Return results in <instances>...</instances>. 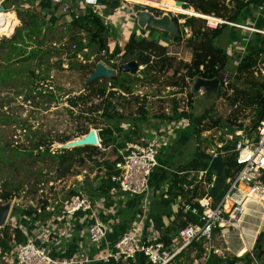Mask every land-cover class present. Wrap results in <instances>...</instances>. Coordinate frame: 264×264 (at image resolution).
<instances>
[{
	"label": "rangeland",
	"instance_id": "obj_1",
	"mask_svg": "<svg viewBox=\"0 0 264 264\" xmlns=\"http://www.w3.org/2000/svg\"><path fill=\"white\" fill-rule=\"evenodd\" d=\"M168 1L180 8L181 6H186L185 1ZM224 1L228 5L229 11L233 9L234 0ZM119 3L120 0H100V6L103 7L101 10L102 18L105 22L110 23L105 20L106 15L112 16L109 20H115L116 17L120 18H117V23L114 21V24L116 23V29L120 31L119 36H117L116 32L113 33L112 26H109V33L107 32L108 45L111 51L115 46H118L121 51L122 46L130 35L145 33V29L137 27L135 17L131 15L133 11L142 10L144 7L152 9L153 14L155 16L157 15V17L168 14L172 18L178 19L177 29L182 34V41L177 44L172 39V35L168 33L164 35L158 29H153V33L150 31L152 37L157 39L159 43L167 44L168 57L172 59V69L165 72H159L157 69L149 72L147 76L142 73H136L135 76L138 79L131 85L132 94L122 93L123 98L108 97L107 102H110L116 111L118 110L122 114V119L120 120H106L104 117H101V111L96 112L100 109L102 100L98 96L92 97L91 95L88 99L82 98L78 101L76 107H71L69 104V99L88 93V91H85L87 85L85 81L90 75L85 70H76L71 66L70 63L75 64L77 62V64H81L72 57L73 49H70L71 45L76 46L75 51L76 49H87L88 52L83 56L92 59V63L97 64L103 62L102 64L107 68L110 65L104 61L105 56L103 57V54H98L100 50L97 53L91 51L92 48H89L91 44L87 40L89 34L86 31L79 30L77 27L71 28L69 26L71 23L70 19L64 18L58 12L55 14L57 18L53 15L56 21H50L51 9L39 8L33 4L29 5L25 1L21 4L11 6V8L8 5L10 8L9 12H13L16 17L18 15L13 10L23 14L28 9L35 13L39 25H42L40 28L41 33L36 40H42L39 49L46 52L41 60L34 61L21 60L14 55H8V41H11L16 29L20 28L23 23H27L23 15V23L18 19L20 23L15 27L14 32L13 29L0 28V81L4 80V82L0 83V149H2V153L0 154V193L4 190L12 193L9 199H0V208L8 207L5 224L1 227L2 230L0 229V239L4 238L7 241L8 247L15 239L12 238L14 237V231L12 230L13 225L11 222L14 214H18L21 217L35 213L39 219H46L48 216L44 212L45 209L47 207H56L54 204L57 199L56 195L61 190L65 192L71 191L72 193L74 189L77 190L79 188L94 198L104 196H100L97 188H94V183L98 178H102V180L106 178L107 163L112 162L116 150H113L112 145L109 144L110 140L106 143L109 144L108 146L106 145L107 147L104 146V143H101L99 131L107 129L111 131L112 136L118 135L119 137L120 134L116 133V128L123 129L125 127L123 126L124 124L133 126L137 122L134 118L140 116L138 108L142 103L144 104L143 99L140 100L139 94L145 96V105L148 112L147 120L150 123L157 119L159 115H164L166 110L169 111V114H173L174 105L177 106V110L179 108L182 111H189L197 117L206 111L213 120L220 118L221 122H227L230 125L228 127H231V124H235V126L241 124L244 128L248 129L251 123L253 118L252 109L240 105L232 106L230 104L229 98L232 97V91L228 88V85H233L237 82L238 85L245 87L246 85L243 83L245 78H256L264 81L263 57L258 61L251 75L244 76L242 74L238 81L236 80L235 68L244 55H238L235 62L231 57H228V63L219 75L224 83L223 86L220 87L218 83V86L214 88H200L203 94L198 95V90H194L196 80L186 78L184 81H181L179 76L181 73H184V70L180 68L181 63H188L192 58V49L186 46L185 40L196 33H193V31H201L203 29L213 30L221 25V23L215 27H208L206 25L208 22L207 19L182 14L184 10L182 13H171L130 2H126L127 7H123L122 10H114ZM189 8L194 10L192 7ZM180 15H185L187 18L195 17L197 21L190 25H184L186 18L183 19L179 17ZM226 15H229V12ZM223 21L224 23H229L225 20ZM236 22L239 23L238 25L260 26L261 28H256L262 29L264 28V15L258 13L255 4H251L243 12V15L236 19ZM26 32L28 31H23L22 34L24 35ZM73 35L77 38L76 41L71 40ZM251 35L252 32L228 25L214 39L213 43L230 56L232 45L236 44L242 38L246 48V45L251 40L249 38ZM24 41L27 44H22L19 40H12L11 43L22 48L20 53L29 52L31 49L37 48L34 43ZM84 45H88V47H84ZM25 46L28 47L25 48ZM40 61L41 64L37 66ZM82 65L89 67L91 64ZM175 68H180L178 71L179 74L176 75L179 80L175 79L176 76H173ZM32 70L34 74H31L30 71ZM226 79H228L227 83L224 81ZM173 81H176L179 87L171 86ZM136 94H138V100H135V97H137ZM189 123L190 126L186 127L183 131L184 141L172 144L171 148L174 147V150L171 149L170 152L167 149L161 152L163 154L161 157L168 156L169 154L171 164H169L171 167L169 170H174L180 164L188 163L192 159L196 149L207 152L215 148L216 143H223L227 133H233L234 135V131L231 132L222 127L209 128L207 120H205L202 125L209 130L201 132L202 136L200 133L198 140H196V133L194 132L196 128H190L191 122ZM86 129L87 132L81 135ZM91 130L95 131L98 140L95 145L87 146L96 147V151H83L80 154V157L83 159L81 162L74 155L71 169L65 176L59 177L57 175L58 158H52L48 155L43 157L38 156L37 150L33 152L35 155L34 158L24 153L25 150H29L36 142L41 140L44 147H49L50 153L59 155L61 149L74 148L64 147L67 143L85 136ZM128 130L123 129L125 132ZM65 139L69 140L62 143V140ZM124 141V136H120L117 140L118 143ZM12 150L20 151L23 155L15 154ZM157 161H159V157H157ZM158 176L155 179L156 187L151 186L153 192L154 188L162 187L164 182L167 181V174L165 172L159 171ZM114 197L111 200L108 196H105L104 206H107L108 203L111 205L112 203L111 207L115 204L117 205V209H123L126 206H130L129 201L131 199H134L137 205L136 197L123 195L118 192L114 194ZM159 199L160 197L158 196L152 200L151 213L154 215L162 211V232L165 233L169 225L174 222L175 217L162 210ZM45 203L46 205H44ZM95 208L100 212L102 205L97 204ZM123 213L124 215L126 214L125 212ZM260 217L261 215H255L245 218L246 224L243 225L245 229L241 233L230 231L222 236L221 234L216 236L211 244L212 248H202L204 252L201 257H196L198 253L196 247H188L178 257L176 264H204L208 255L211 253L215 254V251H218V254L215 255L222 259L242 257L245 253L243 255H239V253L243 249H247V254H253V246L260 233L263 234L260 251L262 252L261 260L263 262L264 219ZM12 220H14V217ZM121 223L123 226L126 224L129 225V221L126 224L124 222ZM174 232L172 230L170 233L174 234ZM5 233L10 236L5 237L3 235ZM255 261L250 264H259V261ZM0 264H11V262L10 260L8 262L4 261L3 256L0 254ZM236 264L247 263L239 261Z\"/></svg>",
	"mask_w": 264,
	"mask_h": 264
},
{
	"label": "built area",
	"instance_id": "obj_2",
	"mask_svg": "<svg viewBox=\"0 0 264 264\" xmlns=\"http://www.w3.org/2000/svg\"><path fill=\"white\" fill-rule=\"evenodd\" d=\"M3 1L0 0V5ZM23 1H31L36 6L40 2H46L55 17L58 12L64 18L70 19V22L73 18L77 19L91 10L105 25L112 26L113 33L116 32L119 36L120 31L116 29V20L120 18L109 20L112 16L106 15L105 20L110 23L105 22L102 18L103 7L100 6V0ZM126 5V1L120 0L114 10H122L123 7H127ZM257 10L264 15L263 3L258 5ZM134 13L135 11L131 15L134 16ZM114 21H116L115 24ZM226 24L264 36V28L258 29L254 25L245 24ZM206 25L215 27L218 24L213 25L208 20ZM137 35L147 38L149 31L145 29V33ZM124 45L116 58L110 59L108 63L110 65H107L115 72L121 65L119 58L124 53ZM75 48V45L70 47L71 50L73 49L72 55L75 56V60L81 64L93 62L92 59L83 56L88 52L87 49L75 51ZM110 51L106 52L105 49L98 54H103L106 59ZM234 51L241 56L245 54L243 40L232 45L230 57ZM112 65H117V68H112ZM143 70L144 65H139L137 73ZM224 81L227 83L228 79ZM197 92L198 95L203 94L202 89ZM136 96L138 97V94ZM139 98L144 100L145 96L139 94ZM145 109H147L146 106ZM178 111L182 110L178 108ZM164 116L168 118L165 119L159 115L151 123L146 120L136 124V127L129 124L123 125L124 130H136L137 134L132 137V140L116 149L114 154L116 160L112 163L114 172L109 177L114 187L109 190L108 197L113 200L116 192L136 197L137 205L126 232L113 243L109 242L108 236L112 227L104 218L107 212L111 211L112 203L106 208L105 196L94 198L79 188L74 189L72 193L61 190L56 195L57 199L54 202L56 207H47L44 211L48 216L47 219L41 220L35 213L21 217L18 214L12 216V230H17L23 240L18 242L16 235L12 237L15 239L6 252L0 251L4 261L10 260L11 264H134L136 254L142 253L147 259V264H173L174 258L193 244L205 249L212 248L211 244L216 236L220 234L222 236L230 231L241 233L245 229L243 226L246 224L245 218L261 215L260 218L264 219L263 117L255 130L250 131L246 128L235 130L238 129L235 127L234 135L227 133L223 143H216V147L207 152L204 150L210 157L205 169L182 172L169 170L176 175H186L188 182L181 185L184 195H178L170 205L171 216L175 217V221L177 214L181 212L184 215L196 217L197 222L189 221L184 226H177L174 234H169L170 243L165 245L160 241L161 231L155 228V221L149 216L151 202L158 196L164 199L169 198V183L166 181L162 187L154 188L153 192L152 174L156 168L160 167L157 157L161 155L162 150L170 147L178 134L190 126V120L187 117L173 118V114H169L168 110L165 111ZM227 145L229 147L224 148ZM216 157L227 161L225 172L228 169L229 157L233 158L236 167L230 170L229 177L225 176L219 198H217L219 195L213 196L210 193L215 175L209 170V164ZM101 179H97L94 188L101 185ZM97 204L102 205L100 212L95 208ZM13 217L14 220H12ZM182 219L186 220L185 217ZM70 246H76V248L69 251ZM215 254H218V251H215Z\"/></svg>",
	"mask_w": 264,
	"mask_h": 264
},
{
	"label": "trees",
	"instance_id": "obj_3",
	"mask_svg": "<svg viewBox=\"0 0 264 264\" xmlns=\"http://www.w3.org/2000/svg\"><path fill=\"white\" fill-rule=\"evenodd\" d=\"M123 1L150 6L171 13H178V12L182 13V11L184 10L182 14L194 15L201 18H205L208 19L213 25H215L222 23L223 20L229 23L239 24L238 22H236V19L242 16L243 12L246 11V8L249 7L251 4H255L257 9L260 0H234V7L230 11L228 5H226L224 0H180V1H185L186 3V6L184 7L181 6V8L183 9H181L178 6H174L168 0H123ZM22 2H23L22 0H4L2 2V6L8 12L0 13V28L13 29L14 32L15 27H17L20 23L18 19H20L23 23V19H22V15H23L27 20V23L26 24L23 23V25L20 28L16 29L11 41L19 40L22 44H27L24 41L26 40L27 42L34 43L37 46V48L31 49L29 52L20 53V51H22V48L18 47L15 44H12L11 41L9 40L10 42L8 41L9 44L8 55L9 56L14 55L16 58H20L21 60H31V61L41 60V58H43L45 55L44 53L46 52L39 49V46L42 44V40L40 41L36 40V38L41 33L40 28L42 25L41 24L39 25L38 18L36 17L35 13H33L31 10L28 9L25 10L23 14L18 13L16 10H14L18 15L17 18L13 12H9L11 6L21 4ZM26 3L29 5L32 4L31 1H27ZM8 5L10 6V8ZM263 5H264V1H263ZM37 6L39 8L49 9V5L46 2H40ZM189 7L194 8L195 11ZM227 12H229V15H226ZM179 17L183 19L186 18L184 25H190L195 21H197L195 17L187 18L185 15H180ZM56 18L53 17V13L51 12L50 21L55 22ZM172 19L176 24V26H178V19L176 18H172ZM69 26L71 28L77 27L79 30L86 31L89 34L87 38L88 43L91 44L89 45L90 46L89 48H93L96 45L102 43V35L104 30H107V32L109 33V26L105 25L102 22L101 18L91 10L86 11L84 14L80 15L77 19L73 18ZM226 26H228V24H221L216 29L213 30L203 29L201 31H197V30L193 31V33L194 32L196 33L192 34L190 38L185 40L186 46L192 49V58L190 62L181 63L180 65V68L184 70V73H181L179 75L181 81H184L186 78L189 80L218 79L219 86L220 87L223 86V81L220 79L219 75L220 72L223 69H225L228 63V55L221 48L215 46L213 41ZM256 27L261 28L260 26H256ZM153 29L154 28L148 29L149 37L147 38H143L141 36L134 34L128 37L127 42L125 43L124 46V53L119 58V64L125 63L127 61H136L139 65H144V71L142 72V74H144L145 76H147L149 72L155 71L157 69L159 72L160 71L165 72L172 69V59L168 57L167 44L159 43L157 39L152 37L151 32L152 33L154 32L152 31ZM26 30L28 32H26L23 35L22 32ZM163 34L167 35L166 32H163ZM172 39L177 44H179L182 41V34L179 32L178 36L172 35ZM250 39H249L250 40L249 43L246 45V52L244 56L241 58V60L239 61V63L235 68L237 81L240 80V76L242 74H244V76L251 75L253 73V70L256 68L258 61L261 59V57L264 58V36L258 33H252ZM71 40L76 41L77 38L73 35L71 37ZM86 46L88 47V45ZM26 47L28 46H25V48ZM105 49L106 52H108V50L110 51L109 45L106 48L101 46L100 51ZM119 52L120 49L118 48V46L113 47L112 51H110V53L108 54L107 58L104 59V61L108 64L109 60L115 59ZM72 57L74 58L75 56L72 55ZM40 64L41 61L38 62L37 66ZM70 64L74 69L85 70L90 74L92 73L96 63H90L91 65H89V67L87 65L77 64V62L75 64L73 63ZM112 66H113L112 68L114 69L117 68V65H112ZM180 68L174 69L173 76L179 74L178 71L180 70ZM30 72L31 74H34L33 70ZM137 79H138L137 76H132L130 74L118 72L114 77L96 80L86 85L85 91H88L86 95H79L76 98L69 99L70 102L69 104L71 107H76L80 99L82 98L88 99L90 98L91 95L92 97L98 96L101 97L102 100L100 103V109H98L96 112L101 111V117H104L106 120H120L122 119V114L119 113L118 110L116 111L115 107H113L110 102H107V98L108 97L123 98L124 96L122 95V93L132 94L131 85ZM175 79H178L177 76L175 77ZM1 82H4V80H1L0 83ZM235 83L233 85H228V88L232 91V97L229 98L230 104L232 106L240 105L252 109L253 118L248 127V130L250 131L255 130L259 125V122L264 117V81H260L256 78L255 79L245 78L243 81V83L246 85L245 87L238 85L237 82ZM171 86L179 87V84L176 81H173L171 83ZM135 100H138V97H135ZM143 102L144 104L142 103L138 108V112L140 116L134 118V120L137 121L136 123L133 124L134 127H136L137 123H141L147 120L148 112L147 109H145L146 106L145 99L143 100ZM160 117L165 119L168 118L164 115H160ZM180 117H187L191 122L190 128L192 127L196 128L194 130V132L196 133V140H198L201 132H205L209 130L207 129V127L202 125L204 124L203 122H205V120H207L209 128L222 127L231 132L235 131L233 129L234 127H237L238 128L237 130H241L242 128H244L241 124L237 126H235V124H231V127L224 126L220 118H216L213 120L210 114L206 111L199 117L194 116L189 111L178 112L177 106L174 105L173 118H180ZM169 119H171V116H169ZM116 131H117L116 133H119L120 136H124L125 138L124 142L118 143L117 140L119 139L120 136L119 137L118 135L112 136L111 131L107 129H102L101 131H99V138L101 139V143H104L105 147L111 144L113 150H116L117 147H122L125 142L132 140V137L137 134L136 130H131V129L125 132L123 131V129L116 128ZM86 132L87 129L84 130L81 133V135L85 134ZM181 133L178 134V137L181 136ZM68 140L69 139L62 140V143ZM107 141H109L110 143L106 144ZM228 147L229 145L225 146L224 148H228ZM35 150L38 151V156L43 157L45 155H48L52 158H58L59 164L57 165L56 172L59 177H62L65 176L70 171L74 155L77 156V159L80 160L81 162L83 159L82 157H80V154L83 151H88V150L96 151V147L85 146V147H74L72 149H61L60 151L61 153L59 155H56L55 153L54 154L50 153L49 147H44V145L40 140L36 142L29 150H25L24 153L25 155L34 158L35 155L33 154V152ZM12 151L13 153L18 154L20 156L23 155L20 151L17 150H12ZM1 153H2V149H0V154ZM209 159H210L209 155H207L203 150L196 149L193 153L192 159L188 163L180 164L174 170L176 172L177 171L182 172L187 170H202L207 167V163ZM115 160L116 158L114 157L112 162H108V163L106 162L107 176L105 179L103 180L101 179L102 180L101 185L97 188V190L100 193V196L102 195L108 196L109 190L112 187H114V185L110 182L109 177L114 172L112 168V163ZM227 160L229 162V165L226 171V176L229 177L230 170L235 167V163L232 157H229ZM169 173L170 174L167 178V182L169 183V189H168L169 198L164 199L160 196L159 204L162 207V210L166 211L167 214L171 215L170 205L172 204V202H174V200L178 195H184V191L181 185L187 182L186 180L187 177L186 175H176L173 172H169ZM152 181L153 178H151V186L153 185V187H156L152 183ZM11 196L12 193L5 190L1 191L0 193V199L2 200H7ZM219 197L220 195L217 198ZM108 205L109 203L107 204V206ZM151 211L149 216L155 222H158L160 227H162L161 224L162 211L154 215H152ZM182 217H185L186 220H183ZM189 221L197 222V218L192 217L190 215H184L181 212H179L177 214V219L171 225H169L167 231L165 233L164 232L160 233L161 234L160 241L164 242L165 245L170 243V238H169L170 232L172 230H175L177 226L186 225L187 222ZM126 228L127 225L123 226L121 224L118 228L115 229L113 234L114 237L118 236L119 238L124 233V230H126ZM0 229L2 230V228ZM3 235L5 237L10 236L6 233ZM14 235H16V239L18 242H21L23 240V238L21 237L20 233L17 230H14ZM262 241H263V234L260 233L257 236L253 246V251H254L253 254H247L242 257H232V259H225V258L222 259L221 257H218L217 255L211 253L208 255L204 264H236L239 261H244L245 263L250 264L255 260H257V262L259 261V264H264V261L262 262L261 260L262 256L260 255ZM190 247H196L198 249V253L196 257H201L202 253L204 252V249H202L200 245L193 244ZM7 249H8L7 241H5L4 238H1L0 239L1 253L6 252ZM184 251H182L179 255H177L174 258L173 264H176V260L178 259L179 256H181L184 253ZM135 258L136 259L134 264H147V259L142 253L136 254Z\"/></svg>",
	"mask_w": 264,
	"mask_h": 264
},
{
	"label": "water",
	"instance_id": "obj_4",
	"mask_svg": "<svg viewBox=\"0 0 264 264\" xmlns=\"http://www.w3.org/2000/svg\"><path fill=\"white\" fill-rule=\"evenodd\" d=\"M177 1V0H176ZM263 0H260L259 5L262 4ZM181 5V3L178 1ZM183 5V4H182ZM0 12H5V8L0 5ZM134 17L136 20L137 27L140 29H149L154 28L166 32L170 35L178 36V29L176 24L174 23L172 17L168 14H164L163 16L156 18L150 12L145 10H137L134 13ZM101 46L104 48L108 46V34L107 30H104L102 35V43L96 45L91 49L93 53L99 52ZM138 63L136 61H128L118 66L117 72L130 74L134 76L138 71ZM117 72L112 69L105 67L102 63H97L85 83H91L101 78H111L116 76ZM219 83L218 79L213 80H204V79H196L194 90L197 91L200 88H214L217 87ZM219 90V87H218ZM224 126H230L227 122H222ZM235 128V127H234ZM97 143V138L95 131L91 130L85 136L74 140L73 142L67 143L64 147H78V146H87V145H95ZM226 165L227 161H223L222 158L216 157L213 158L209 164V170L215 175L214 185L210 189V193L213 196H218L221 188L224 186L225 176H226ZM8 214V207L0 208V228L4 226L6 218ZM155 228L160 231V226L158 222H155ZM247 253H245L246 255ZM262 252H260V255Z\"/></svg>",
	"mask_w": 264,
	"mask_h": 264
},
{
	"label": "crops",
	"instance_id": "obj_5",
	"mask_svg": "<svg viewBox=\"0 0 264 264\" xmlns=\"http://www.w3.org/2000/svg\"><path fill=\"white\" fill-rule=\"evenodd\" d=\"M258 13L259 14H263V12H261V11H258ZM223 23H224V21H223ZM241 40H243V39L241 38ZM241 45H242V43H241ZM237 56H238L237 51H234V53H232V55H231V58H232V60H234V62H235V60H237ZM228 57L230 58V56H228ZM183 137H184V134L181 133V136H179L178 139H176V141H174L172 144H174L175 142L178 143L180 140H181L180 142H182L183 141V139H182ZM166 149L169 150V152H170L171 149L174 150V147L171 148V146L170 147L168 146ZM162 155L163 154H161L159 156V161H158L160 167L156 168L154 173L152 174V178H153L152 183L155 186H156V184H155L156 180L155 179H156V176H158L159 171L165 172L167 174L166 178H168V176H169V168H171L169 166V164H170L169 154H168V156L165 155L164 157H161ZM129 202H130V206H126V208H123V209H117V205H114L111 208V211L107 212L106 217L104 218L105 221L109 222L111 224V227H112V230H111V232L109 233V236H108V240L111 243H113L114 241H116L118 239V237H114V235H113L116 227L118 228L119 225L122 224L121 222H124L126 224L127 221H129V225H130V222L132 221L133 213H134V209H135V205H136V201L134 199H131V201H129ZM106 208H108V207L106 206ZM123 212H125L126 214L124 215ZM126 225H127V228H128L129 225L128 224H126ZM127 228H126V230H127ZM126 230H124V232H126ZM160 231L162 232V227H160ZM75 248H76V246H70L69 251H72Z\"/></svg>",
	"mask_w": 264,
	"mask_h": 264
},
{
	"label": "flooded vegetation",
	"instance_id": "obj_6",
	"mask_svg": "<svg viewBox=\"0 0 264 264\" xmlns=\"http://www.w3.org/2000/svg\"><path fill=\"white\" fill-rule=\"evenodd\" d=\"M142 10H147L148 12H150V13H152V14L154 13V12H152V9L143 8ZM149 10H150V11H149ZM136 11H137V10H136ZM153 16H154V17H157V15L155 16L154 14H153Z\"/></svg>",
	"mask_w": 264,
	"mask_h": 264
},
{
	"label": "bare ground",
	"instance_id": "obj_7",
	"mask_svg": "<svg viewBox=\"0 0 264 264\" xmlns=\"http://www.w3.org/2000/svg\"><path fill=\"white\" fill-rule=\"evenodd\" d=\"M0 13H2V12H0ZM3 31V30H2ZM247 252V249H243L240 253H239V255H243L244 253H246Z\"/></svg>",
	"mask_w": 264,
	"mask_h": 264
},
{
	"label": "clouds",
	"instance_id": "obj_8",
	"mask_svg": "<svg viewBox=\"0 0 264 264\" xmlns=\"http://www.w3.org/2000/svg\"><path fill=\"white\" fill-rule=\"evenodd\" d=\"M5 11H6V10H5ZM13 11H14V10H13ZM135 12H136V11H135ZM156 18H159V17H156ZM223 24H226V23H223ZM147 30H148V29H147ZM127 62H128V61H127ZM138 65H139V64H138ZM143 71H144V70H143ZM143 71H142V72H143ZM142 72H139V74L142 73ZM117 73H118V72H117ZM134 76H135V75H134Z\"/></svg>",
	"mask_w": 264,
	"mask_h": 264
}]
</instances>
